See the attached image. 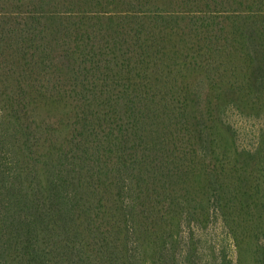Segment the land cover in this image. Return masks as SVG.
Returning <instances> with one entry per match:
<instances>
[{"label": "trees", "instance_id": "1", "mask_svg": "<svg viewBox=\"0 0 264 264\" xmlns=\"http://www.w3.org/2000/svg\"><path fill=\"white\" fill-rule=\"evenodd\" d=\"M218 224L264 264V0H0V264H234Z\"/></svg>", "mask_w": 264, "mask_h": 264}, {"label": "rangeland", "instance_id": "2", "mask_svg": "<svg viewBox=\"0 0 264 264\" xmlns=\"http://www.w3.org/2000/svg\"><path fill=\"white\" fill-rule=\"evenodd\" d=\"M252 121H254V119H252ZM207 233L210 246L211 243H214L217 246L216 254L221 256V251L226 250V252L230 255V258H232L234 264H236L237 251L233 245L231 237L227 233L226 227L218 224L216 227H212L209 231H207ZM217 262L222 263L220 259H218Z\"/></svg>", "mask_w": 264, "mask_h": 264}]
</instances>
